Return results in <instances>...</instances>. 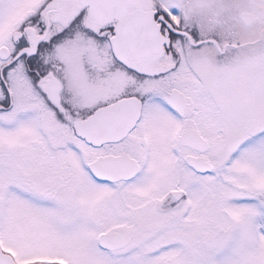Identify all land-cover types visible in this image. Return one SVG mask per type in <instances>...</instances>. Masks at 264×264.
I'll return each mask as SVG.
<instances>
[{"label":"snow or ice","instance_id":"obj_1","mask_svg":"<svg viewBox=\"0 0 264 264\" xmlns=\"http://www.w3.org/2000/svg\"><path fill=\"white\" fill-rule=\"evenodd\" d=\"M0 264H264V0H0Z\"/></svg>","mask_w":264,"mask_h":264}]
</instances>
